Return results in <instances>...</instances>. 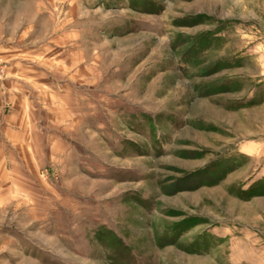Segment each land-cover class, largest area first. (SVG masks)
Listing matches in <instances>:
<instances>
[{
	"label": "rangeland",
	"instance_id": "1",
	"mask_svg": "<svg viewBox=\"0 0 264 264\" xmlns=\"http://www.w3.org/2000/svg\"><path fill=\"white\" fill-rule=\"evenodd\" d=\"M0 39L67 117L0 166V264H264V0H0Z\"/></svg>",
	"mask_w": 264,
	"mask_h": 264
},
{
	"label": "crops",
	"instance_id": "2",
	"mask_svg": "<svg viewBox=\"0 0 264 264\" xmlns=\"http://www.w3.org/2000/svg\"><path fill=\"white\" fill-rule=\"evenodd\" d=\"M0 63L4 71L0 73L2 175L13 177L16 162L35 174L38 170L39 146L43 143V137L53 139L49 131H42V127L44 125V128L51 130L65 122V106L58 105L62 97L52 92L50 86L49 90H43V86L48 88V85L43 83L39 65L36 67V64L27 62L24 54L2 39ZM6 162L10 163L9 170L5 168Z\"/></svg>",
	"mask_w": 264,
	"mask_h": 264
},
{
	"label": "built area",
	"instance_id": "3",
	"mask_svg": "<svg viewBox=\"0 0 264 264\" xmlns=\"http://www.w3.org/2000/svg\"><path fill=\"white\" fill-rule=\"evenodd\" d=\"M1 64V63H0ZM0 71H3L2 66L0 67Z\"/></svg>",
	"mask_w": 264,
	"mask_h": 264
}]
</instances>
